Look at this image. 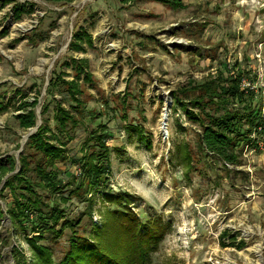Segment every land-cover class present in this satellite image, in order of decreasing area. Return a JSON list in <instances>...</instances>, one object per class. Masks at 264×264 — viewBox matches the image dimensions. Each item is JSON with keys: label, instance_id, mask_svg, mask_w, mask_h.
<instances>
[{"label": "rangeland", "instance_id": "obj_1", "mask_svg": "<svg viewBox=\"0 0 264 264\" xmlns=\"http://www.w3.org/2000/svg\"><path fill=\"white\" fill-rule=\"evenodd\" d=\"M30 2L24 11L16 3L0 5V159L16 161L0 184V264H34L28 240L39 233L25 224L14 228L6 181L19 171L21 153H33L26 145L44 119L56 132L57 103L79 123L66 146L69 160L53 167L59 185L47 189L44 202L57 204L68 219L80 216L85 236L106 224L123 250L131 235L113 211L126 209L164 233L135 264H264V132L243 145L240 165L216 160L198 143L200 124L208 122L207 111L216 114V102L247 103L215 99L213 89L206 95L203 83L215 82L219 94L231 75L245 94L254 93L251 108L264 120V0H181L178 8L160 0ZM77 33L86 38L81 50L73 45ZM77 65L91 81L76 77ZM61 79L79 85L81 110ZM35 101L36 126L23 129L17 110ZM105 134L110 155L103 184L75 186L78 159L95 150L92 136ZM70 232L36 244L51 246L58 263Z\"/></svg>", "mask_w": 264, "mask_h": 264}, {"label": "trees", "instance_id": "obj_2", "mask_svg": "<svg viewBox=\"0 0 264 264\" xmlns=\"http://www.w3.org/2000/svg\"><path fill=\"white\" fill-rule=\"evenodd\" d=\"M46 1L71 3L74 0ZM160 1L174 8H178L181 5V0ZM9 3H16L17 6L21 7L19 9L21 11H24L26 7L33 6L29 0H0V5L5 6ZM75 35L78 36L74 37L75 42L73 45L81 50V43L86 38L78 33ZM88 39L90 42V37ZM78 44L81 46L79 47ZM75 71L77 72L76 77H80V74H82L84 75V81H91L89 73L83 71L80 65H77ZM228 79H230V83L219 94L214 91L216 88L214 87L216 86L215 82H213V85L210 82L201 84V88L204 87L202 91L207 95L213 89L209 96L215 97V99L221 98L223 95H229L231 99H235L240 105L244 102V99H247V103L242 107H235L230 105L225 97L216 102L218 107L214 111L216 114L210 116L211 111H207L208 122L200 124L198 143L203 151H207L216 160L224 164L240 165V150L244 144L254 142L253 135L264 132V120L260 110L257 111L251 108L254 93L246 92L245 94L239 88V80H235V85L231 75ZM61 81V83L68 86L66 91L69 92L70 98L75 102V109L81 110L82 102L77 96L82 93L79 85L74 81L67 82L62 79ZM174 102L175 104L178 102V97H174ZM190 102L193 104L201 103L202 101L190 100ZM36 104V101L20 104L17 110L19 113L16 114L15 118L21 128L31 129L36 126ZM199 118H197L198 121H200ZM54 120L56 132L51 130L48 120L44 119L37 132L30 136L26 145V150L27 148L33 149V153H21L19 171L6 181V188H10L14 194L13 204L8 208V214L14 228H21L25 224L30 226L32 233H39L37 238H29L28 240L34 252V264H135L136 260L144 261L146 253L149 254L155 251L157 243L162 239L164 233L155 231V228L149 227V224L142 223L137 217L127 213L126 209L113 211L114 216L116 214L114 219H119V226L124 228V230L126 229V231L128 230L131 235L130 244L124 246V249L120 251L117 243L111 239V236L113 238L116 236L113 235V231L106 224L104 227L107 228L106 230L94 225L92 234L85 236V230H83L85 226H83L80 216L68 219L66 218L65 210L59 209L57 204L44 202L49 197L46 192L47 189L52 191L59 185L58 173L53 167L58 161L65 162L69 160L66 146L73 139L72 132L79 123L71 110L63 107L61 103L56 104ZM69 128L71 132H69ZM47 133H50V137L47 136ZM59 135L67 137V141L61 140ZM107 137L106 134L104 136H92V146L95 147V150L89 152L82 160H76L81 163L82 168L80 179L75 186L79 187L82 185L84 189H98L103 184L102 181L109 166L110 155ZM52 138L58 140V145L51 141ZM73 159L75 158H71L72 161H74ZM76 161L72 163H76ZM15 169L16 161L14 157H6L5 160L0 159V184L2 179L7 174L14 172ZM72 195L77 197L76 192ZM90 214L91 210L88 211V215ZM66 230L71 231L67 240L68 248L63 259L56 263L52 259L51 246L37 245L36 239H48L51 243H56L58 238L64 236ZM122 230H118L119 234ZM47 234L48 237L46 236ZM226 234L228 233L225 232L222 235ZM222 246L226 247V244L223 243ZM228 246L240 249L245 244L243 242L239 244L232 242Z\"/></svg>", "mask_w": 264, "mask_h": 264}, {"label": "bare ground", "instance_id": "obj_3", "mask_svg": "<svg viewBox=\"0 0 264 264\" xmlns=\"http://www.w3.org/2000/svg\"><path fill=\"white\" fill-rule=\"evenodd\" d=\"M164 120H165V118H164Z\"/></svg>", "mask_w": 264, "mask_h": 264}, {"label": "built area", "instance_id": "obj_4", "mask_svg": "<svg viewBox=\"0 0 264 264\" xmlns=\"http://www.w3.org/2000/svg\"><path fill=\"white\" fill-rule=\"evenodd\" d=\"M29 1H31V0H29Z\"/></svg>", "mask_w": 264, "mask_h": 264}]
</instances>
